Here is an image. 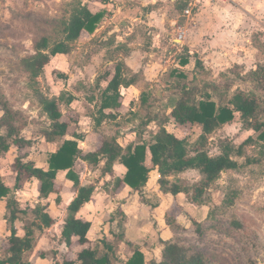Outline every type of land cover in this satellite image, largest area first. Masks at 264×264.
I'll use <instances>...</instances> for the list:
<instances>
[{
  "label": "rangeland",
  "instance_id": "1",
  "mask_svg": "<svg viewBox=\"0 0 264 264\" xmlns=\"http://www.w3.org/2000/svg\"><path fill=\"white\" fill-rule=\"evenodd\" d=\"M72 1L0 0V94L12 108L21 112L20 135L34 141L29 157L40 167L48 166L50 154L63 142V139L44 141L43 131L49 127V120L42 112L43 97L57 100L64 119L69 122L66 139L75 140L82 151L93 148L97 133L101 132L116 134L124 148L150 141L163 123L179 137L186 136L193 142L200 134L199 125L173 127L163 120L177 97L171 90L177 74L170 73L179 71L185 73L187 79L195 77L199 85L215 82L218 89L211 91V98L225 103L237 87H248V83L240 80V73L258 60L264 62L261 43L264 0H152V4L146 6L148 12L141 7L140 0H110V6L105 4L104 8L135 5L138 11L118 13L116 19L112 18L113 12L106 14L96 34L83 32L72 44L69 54L52 57L43 75L37 77L31 87L20 60L34 53L33 44L39 37L49 34L52 40L60 38L57 25L62 11ZM181 3L184 4L182 9L178 8ZM87 4L93 11L104 9L92 1ZM188 4L192 8L189 19L181 16ZM154 17L159 19L158 23L154 22ZM179 31H185L183 43L177 39ZM201 38L205 41L214 38L215 46L207 45V50L213 48L220 53L216 56L212 50L205 52L210 71L199 74L201 72L194 68V51L186 66H181L179 60L188 55L187 44L192 49L199 48ZM250 41L256 45H251ZM252 46L259 48V55ZM118 60L128 65L126 74L141 71L140 80L134 87L120 91L122 108L112 115L114 117H104L97 131L94 118L99 89L106 85L110 76L105 75L113 72ZM99 76L104 79L99 80L97 87ZM61 95L74 96L68 108L60 103ZM73 133L80 137H71ZM250 135H254L253 132L241 128L236 114L231 122L207 136L205 148L214 156L219 153V140L239 144ZM245 153L255 156L257 147L246 146ZM15 157V150L11 149L0 156V173L14 192L19 207L48 202V212L55 220L51 227L35 232L34 247L24 254V260L32 264H53L75 256L79 247L69 249L64 244L61 226L76 188L66 180L63 170L58 171L56 180L60 202L55 201V195L40 199L33 180L23 179L16 187L12 171ZM103 166L101 161L96 166L84 164L81 167L80 164L76 167L81 183L95 186L90 203L76 215L91 222L87 234L91 247L99 257L106 256L109 264H125L134 249H140L145 264H149L161 258L166 240L201 251L208 258V264H264V161L237 172L222 173L205 193L209 199L202 206L183 194L171 196L159 192L156 170L151 171L143 189L126 187L117 193L114 180L125 172V167L116 163L112 173L105 174ZM178 177L188 186L200 179L195 170H187ZM232 189L237 191L234 204L222 214L208 218L209 210L218 206ZM168 213L176 218L177 226L166 223ZM7 215L9 211L0 200V257L4 256L5 236L9 234ZM33 218L30 211L19 214L15 225L20 234L24 232V224ZM211 223L214 228L203 234L195 231L197 226L204 228Z\"/></svg>",
  "mask_w": 264,
  "mask_h": 264
},
{
  "label": "trees",
  "instance_id": "2",
  "mask_svg": "<svg viewBox=\"0 0 264 264\" xmlns=\"http://www.w3.org/2000/svg\"><path fill=\"white\" fill-rule=\"evenodd\" d=\"M88 1L105 4L109 0ZM183 7V3L178 6L180 9ZM106 14L107 11L104 9L93 11L83 0L69 2L67 8L62 11L57 25L60 38L52 40L49 34L39 37L33 44L34 53L20 60L29 78V85L34 86L36 78L43 75L44 68L51 62L52 57L69 54L72 51V44L83 32L92 34ZM188 62L187 55L179 60L181 66H185ZM194 68L201 72L199 74L205 71L198 59ZM178 72L170 73L177 74L176 82L171 87L172 93L177 97L163 120L165 123L169 121L173 127L199 125L200 134L195 141H189L186 136L179 137L163 123L150 141L129 144L124 148L117 141L116 134L108 135L101 132L97 133L94 149L82 151L75 140L66 139L69 136V122L64 119L57 100L43 97L42 112L49 120V127L43 131L44 141L51 143L63 139L59 148L50 154L47 167L37 166L29 157L34 141L20 135L18 124L22 114L12 108L7 99L0 94V156L10 149L15 150L16 157L12 171L15 174L16 187L23 179L33 180L40 199L55 195V201L60 202L56 180L58 171L63 170L66 179L76 188L75 196L66 206L67 216L61 226V239L69 249L72 247L79 249L75 256L66 257L62 262L54 261L53 264H109L106 256L99 257L97 251L91 247L87 236L91 222L76 215L86 203L90 202L95 190L94 184L81 183L76 169L80 164L81 167L84 164L96 166L102 161L104 163L102 173L105 174L112 173L116 163L123 165L125 172L114 180L117 193L126 187L137 191L143 189L151 171L156 170L159 192L171 196L183 194L190 197L191 202L202 206L207 204L209 199L204 196L205 193L222 173L237 172L246 166L264 161V62L257 64L254 69L240 73V80L248 83V87L245 89L237 87L225 103H217L211 98V91L218 89L215 82L207 81L199 85L195 77L187 79L185 73ZM140 75L141 71L126 74V65L122 60L115 63L112 73L108 72L105 75L110 78L105 86L99 87L100 95L96 101L97 114L94 118V128L97 131L102 126L104 117L115 115V112H119L122 108L120 88L134 85ZM101 79L104 77L97 78V87ZM73 99L72 95L59 97L60 103L67 108ZM236 114L239 115L241 128L252 131L254 135L248 136L239 144L227 139L219 140V153L214 156L209 155L205 148L207 136L225 123L231 122ZM71 137L78 139L80 135L73 133ZM249 145L257 147L255 156L245 153V147ZM187 170H195L200 176V179L191 186L185 185L178 177ZM236 195V190H230L218 206L209 210L207 217L213 218L222 214L234 204ZM0 200L9 211V215L6 216L9 234L5 238L4 256L0 257V264H32L24 260L23 256L33 249L35 232L49 228L55 223L48 212L49 204L37 202L34 207L28 205L25 208L19 207L14 192L5 183L1 173ZM28 211L34 215V218L30 223L24 224V232L20 234L15 222L19 220V214ZM166 219L169 226L176 225L173 214H166ZM211 228H214L212 223L204 228L197 226L195 231L201 235ZM144 259L143 252L134 249L125 264H145ZM149 264H208V258L201 251L166 240L161 258L151 260Z\"/></svg>",
  "mask_w": 264,
  "mask_h": 264
},
{
  "label": "crops",
  "instance_id": "3",
  "mask_svg": "<svg viewBox=\"0 0 264 264\" xmlns=\"http://www.w3.org/2000/svg\"><path fill=\"white\" fill-rule=\"evenodd\" d=\"M84 2H88V0H83ZM108 2H110V0L108 1ZM108 2L107 3H105L106 5L108 4ZM95 3H97V4H99V5H102L103 6V8L104 7H106V5L105 4H101V3H98V2H95ZM140 5H141V7H143V9L145 10V11H147L148 12V10L146 9V6L147 5H151L152 4V0H148L147 2L145 1V0H140ZM112 5V4H111ZM188 5H190V4H188ZM188 5H186L185 6V8L188 6ZM108 6H110V4H108L107 5V7ZM116 8L114 9V8H112L111 10H110V8H104L106 11H107V15L109 16V13L110 12H113L114 14H113V19L115 18H117L116 16H117V14L118 13H120V14H123V13H127L128 11L129 12H132V11H138L137 10V6H135V5H133V6H129V7H126V5H123V6H115ZM149 14V13H148ZM146 16H148V15H146ZM181 16H182V13H181ZM153 17V16H152ZM183 17V16H182ZM105 18H106V16H105ZM104 18V19H105ZM111 18V19H112ZM186 18V17H185ZM190 17H188L187 19H189ZM138 19H140V18H138ZM157 22L158 23V21H159V19L157 18V17H154V22ZM103 21H101V23H102ZM121 26H122V24H120ZM101 26V24H99L98 25V27L96 28V30L99 28ZM102 27V26H101ZM183 29L185 30L186 29V27L184 26L183 27ZM96 30L94 31L95 32V34H96ZM113 32H114V30H112ZM94 32L91 34V35H93L94 34ZM184 32V36H185V31H183ZM262 42L261 43H263V45H264V34H263V39L261 40ZM251 42V45L252 44H255V42H253V41H250ZM182 43H183V41H182ZM207 45H209V46H211V47H213V46H215V39L214 38H212L211 40H206L205 41V39H202L201 38V40H200V43H199V48H197V47H195L194 49H192L191 48V45H188L187 44V47H189V50H187V57H188V60H190V58H191V54L190 53H192V51H194V54H193V57H194V62L196 61V59H198L199 61H201V63H202V65H203V67H204V69H205V72L207 73L208 71H210V69L208 68V66H207V62L205 61V52H208V51H211L212 50V52L213 53H216V56L217 55H219V51L218 50H214L213 48H209L208 50H207ZM256 45V44H255ZM259 45V44H258ZM257 45V46H258ZM262 45V44H261ZM206 46V47H205ZM257 46H252V48L254 49V50H256V53L259 55V53H260V50H259V48L257 47ZM206 50V51H205ZM208 54H210V53H208ZM212 57L214 56L213 54H210ZM214 58V57H213ZM216 59V58H215ZM260 60H258L257 62H256V64H254L253 66H248V68H246V70H244V72H246V71H248V70H250V69H254V68H256V65L257 64H259V63H262V61L261 62H259ZM125 62V61H124ZM189 63V62H188ZM187 63V64H188ZM237 63H239V62H237ZM186 64V65H187ZM125 65L128 67V65L126 64V62H125ZM185 65V66H186ZM238 65H240V64H238ZM134 72V71H133ZM142 73H143V75H142V77H144V71H143V69H142ZM143 79V78H142ZM141 79V80H142ZM140 80V79H139ZM138 80V81H139ZM137 81V82H138ZM135 84H137V83H135ZM135 84L134 85H131V86H129V87H121L120 88V91L121 90H123V89H130L131 87H134L135 86ZM80 139H82V138H80ZM117 141L119 142V140H118V138H117ZM96 142V141H95ZM119 144L122 146V143L121 142H119ZM94 147H95V145L93 146V148H90V150H93L94 149ZM11 150H13V149H11ZM89 150V151H90ZM58 174V173H57ZM120 176H122V174H120ZM67 180V179H66ZM68 182H70L69 180H67ZM71 183V182H70ZM90 203V202H89ZM8 235V234H7ZM2 237H4V235L2 236ZM6 237V236H5Z\"/></svg>",
  "mask_w": 264,
  "mask_h": 264
},
{
  "label": "built area",
  "instance_id": "4",
  "mask_svg": "<svg viewBox=\"0 0 264 264\" xmlns=\"http://www.w3.org/2000/svg\"><path fill=\"white\" fill-rule=\"evenodd\" d=\"M191 14H192V8H191L190 5H188L186 8H184V9L182 10V16H183V17L188 18V17L191 16ZM183 38H184V32H183V31H179V32H178L177 39L179 40V42H181V41L183 40Z\"/></svg>",
  "mask_w": 264,
  "mask_h": 264
}]
</instances>
